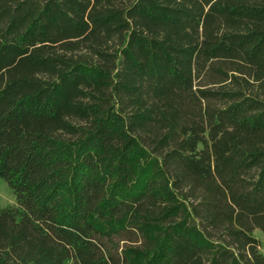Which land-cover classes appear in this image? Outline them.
Segmentation results:
<instances>
[{
    "label": "trees",
    "instance_id": "obj_1",
    "mask_svg": "<svg viewBox=\"0 0 264 264\" xmlns=\"http://www.w3.org/2000/svg\"><path fill=\"white\" fill-rule=\"evenodd\" d=\"M0 264H264V0H0Z\"/></svg>",
    "mask_w": 264,
    "mask_h": 264
},
{
    "label": "rangeland",
    "instance_id": "obj_2",
    "mask_svg": "<svg viewBox=\"0 0 264 264\" xmlns=\"http://www.w3.org/2000/svg\"><path fill=\"white\" fill-rule=\"evenodd\" d=\"M14 203H15L14 194L12 193L8 184L3 179H0V207L6 205H12ZM253 234L257 238H259L260 251L264 254V234L258 229H255Z\"/></svg>",
    "mask_w": 264,
    "mask_h": 264
}]
</instances>
